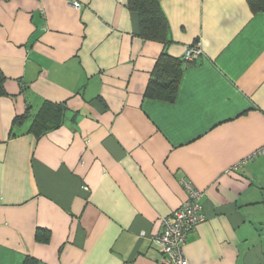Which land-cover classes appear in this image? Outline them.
I'll list each match as a JSON object with an SVG mask.
<instances>
[{"label":"crops","instance_id":"crops-1","mask_svg":"<svg viewBox=\"0 0 264 264\" xmlns=\"http://www.w3.org/2000/svg\"><path fill=\"white\" fill-rule=\"evenodd\" d=\"M160 5L164 42L141 38L127 0L0 2V264H158L183 181L206 218L189 264H264V157L248 160L264 146V13ZM161 55L181 63L173 102L146 94ZM57 107L59 125L33 126Z\"/></svg>","mask_w":264,"mask_h":264},{"label":"trees","instance_id":"trees-1","mask_svg":"<svg viewBox=\"0 0 264 264\" xmlns=\"http://www.w3.org/2000/svg\"><path fill=\"white\" fill-rule=\"evenodd\" d=\"M162 0H127V8L138 17L140 36L145 40L164 42L168 33L167 18L162 9ZM252 12L264 13V0H247ZM153 75L156 78L153 84H149L146 94L166 102H173L179 85L181 75V63L167 55L159 57ZM1 89V78H0ZM60 107L55 109V113L49 108H44L41 114L44 119L35 120L33 126H44L45 130L59 125L60 119L57 114ZM19 119H16L17 122Z\"/></svg>","mask_w":264,"mask_h":264},{"label":"built area","instance_id":"built-area-1","mask_svg":"<svg viewBox=\"0 0 264 264\" xmlns=\"http://www.w3.org/2000/svg\"><path fill=\"white\" fill-rule=\"evenodd\" d=\"M3 1L9 0H0ZM74 7L79 8V5L74 3ZM201 54L198 43L187 46L182 56L184 67L195 63ZM257 157H264V146L256 150L248 160ZM182 186L186 192L185 201L168 217L161 220L160 234L151 238V243L159 254L158 264H189L183 255L186 236L206 219L201 204L204 194L189 181H183Z\"/></svg>","mask_w":264,"mask_h":264},{"label":"bare ground","instance_id":"bare-ground-1","mask_svg":"<svg viewBox=\"0 0 264 264\" xmlns=\"http://www.w3.org/2000/svg\"><path fill=\"white\" fill-rule=\"evenodd\" d=\"M206 221V220H205Z\"/></svg>","mask_w":264,"mask_h":264}]
</instances>
